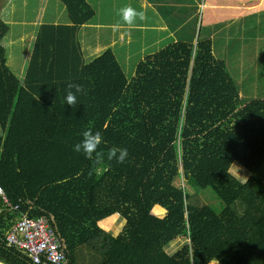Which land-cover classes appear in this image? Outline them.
<instances>
[{
	"label": "trees",
	"instance_id": "trees-1",
	"mask_svg": "<svg viewBox=\"0 0 264 264\" xmlns=\"http://www.w3.org/2000/svg\"><path fill=\"white\" fill-rule=\"evenodd\" d=\"M59 1L66 21L39 25L20 75L0 18V186L20 201L19 213L0 203V263L33 264L5 238L23 213L48 221L69 264H264V91L242 97L199 36L144 56L129 79L109 48L85 61L78 30L95 10ZM86 129L103 137L99 160L74 149ZM111 147L128 149L123 163ZM205 189L220 211L192 200ZM112 218L116 236L102 229Z\"/></svg>",
	"mask_w": 264,
	"mask_h": 264
},
{
	"label": "rangeland",
	"instance_id": "rangeland-1",
	"mask_svg": "<svg viewBox=\"0 0 264 264\" xmlns=\"http://www.w3.org/2000/svg\"><path fill=\"white\" fill-rule=\"evenodd\" d=\"M87 1L95 10L94 19L96 23H103L105 18H108L109 22H112V26L115 29L119 28V35L121 34L122 36L121 41L128 42L127 44L130 43L132 48H137L138 57H141V50L143 51L142 53H149L163 47L162 45L165 46V44L167 45V43L171 42V40H169L170 42L166 41L160 46L158 44H151L152 42L148 41V37L144 36L141 30H124L123 28L129 26L124 21L122 15L119 14L121 11H118L119 9L124 8L123 0H115V2L112 0ZM126 1L129 2L128 0ZM43 10L50 14L46 17L47 20H43V23H48V21H52L53 19H56L58 23L66 21L64 16L66 13L59 0H0V17L8 25L10 31L6 35V37L8 36L7 38H9V67L16 75H20L24 72L25 66L23 64V59L24 56L27 55L26 52L29 50V48L27 50L28 42H24L20 39L19 35L21 30L28 31L32 25L34 26V24L31 25V23L26 24L25 26V23L22 21H25L24 18L29 20L33 19L34 13L39 15ZM135 10L137 11L138 9L136 8ZM144 16L145 14L142 17L138 15L137 23H141L140 19ZM113 18L114 20H112ZM242 22V19H238L231 22L232 24L225 26H221V24L214 35L212 52L213 55L225 62L227 71L238 83L240 88L242 86L248 88L249 93L251 92L253 93V96H256V94H262L264 91V14L261 17V24L259 26L263 37L258 41H253V34L250 33L257 22L255 20H246L244 31L241 28L243 27ZM132 23H134V21ZM196 25L197 33L195 34L196 36L194 40L197 39L198 36L200 39H205V31L199 26V16ZM136 29L142 28L138 27ZM127 38L130 39V41ZM121 41H119V43ZM255 42L259 43L253 47L252 43ZM11 54H13V59H10ZM127 72L130 73L128 70ZM127 72H125L126 77L129 79L130 75ZM251 93L246 94L241 92L240 95L246 97L247 95L251 96ZM230 172L240 181L247 180L250 174L248 170L243 168L237 162H234L231 165ZM179 183L182 184L183 180L180 179ZM205 191H208L210 194L208 192L194 193L192 200L198 204H208V206L215 211H220L223 206L222 202L218 200L210 190L205 189ZM114 219L115 218H112L110 223L111 227L110 229L108 228V230H111L112 232L116 231V234H118L123 227V222L122 219H116V221H114ZM107 223L108 222H106V225ZM179 240L181 239H177V241Z\"/></svg>",
	"mask_w": 264,
	"mask_h": 264
},
{
	"label": "crops",
	"instance_id": "crops-1",
	"mask_svg": "<svg viewBox=\"0 0 264 264\" xmlns=\"http://www.w3.org/2000/svg\"><path fill=\"white\" fill-rule=\"evenodd\" d=\"M115 2V0H112ZM123 0L124 8L131 7L134 10L137 8V13H143L145 16L140 19L141 23H137L138 16L134 17V23H126L129 27L123 28L124 30H141L144 36L148 37V41L151 44H158L159 46L171 40L170 43L178 40H191L196 43L195 34L197 29V22L199 16V26L205 31V38L211 39L213 43L214 35L218 31V27L232 24L234 20L242 19L244 31L246 20H255L257 22L254 25V30L250 33L253 34V41L260 40L263 37L261 34L260 24L261 17L264 14V0ZM132 1V5H131ZM122 9H119L120 12ZM119 14L122 15L120 12ZM49 13L45 10L41 14L34 13L33 19L29 20L24 18L22 21L26 24H34L32 27L26 31L21 30L19 38L27 43V55L24 56L23 64L26 67L32 44L40 24L47 20ZM1 18V17H0ZM95 18V17H94ZM91 21L90 24L83 25L78 30V40L85 47H82V55L85 61H88L98 54L102 49L109 48L113 52L117 62L121 66L123 72H130V78L133 76L136 64L146 55L153 53L163 47L158 48L155 51L149 53H142L141 57H138V50L136 47L132 48L131 44L128 42L121 41L122 36L119 35V28L115 29L112 26V22H109L108 18L100 24L96 23L95 19ZM114 20V18L112 19ZM95 21V22H94ZM132 21V22H133ZM48 23L58 24L56 19L48 21ZM254 23V22H253ZM109 27H108V26ZM141 27L142 29H136ZM200 28V30H201ZM223 28V27H221ZM10 32V31H9ZM8 32V33H9ZM258 32V33H256ZM10 36V34H9ZM8 37V36H7ZM5 36L4 44L8 46V39ZM128 39V38H127ZM130 41V39H128ZM119 41H121L119 43ZM259 42L252 43L255 47ZM169 43H167L168 45ZM166 46V44H165ZM84 48V49H83ZM213 48V45H212ZM130 49V50H129ZM145 52V51H144ZM140 56V53H139ZM10 59H13V54H11ZM25 62V63H24ZM9 64V62H8ZM133 66V68H132ZM22 70V69H21ZM20 74V73H19ZM23 74V73H21ZM126 76V73H125ZM117 218L119 217L116 215ZM120 219V218H119ZM100 228L101 225L98 224ZM111 225H109L110 229ZM112 236H116V231L106 230ZM89 255L87 254V259ZM85 260L86 255L84 256ZM1 264V263H0Z\"/></svg>",
	"mask_w": 264,
	"mask_h": 264
},
{
	"label": "built area",
	"instance_id": "built-area-1",
	"mask_svg": "<svg viewBox=\"0 0 264 264\" xmlns=\"http://www.w3.org/2000/svg\"><path fill=\"white\" fill-rule=\"evenodd\" d=\"M2 206L19 213L20 201L11 203L0 186ZM8 244L22 251L33 264H69L65 248L45 218H29L21 213L6 232Z\"/></svg>",
	"mask_w": 264,
	"mask_h": 264
},
{
	"label": "clouds",
	"instance_id": "clouds-1",
	"mask_svg": "<svg viewBox=\"0 0 264 264\" xmlns=\"http://www.w3.org/2000/svg\"><path fill=\"white\" fill-rule=\"evenodd\" d=\"M122 17L126 23L131 24L134 17L143 16L142 13H137L131 7H125L121 10ZM69 89L64 97L65 104L69 106H75L77 104L76 93L81 91V85L69 83L67 85ZM75 89L73 92L71 89ZM103 141V137L99 131H92L91 129H86L82 132V139L74 145V149L77 152H83V154L88 158H95L99 160L102 158L103 153L100 151V145ZM128 157V149L126 147H111L107 151V159L109 161L115 159L119 163H123Z\"/></svg>",
	"mask_w": 264,
	"mask_h": 264
}]
</instances>
